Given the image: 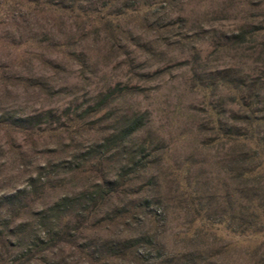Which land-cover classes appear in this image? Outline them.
Here are the masks:
<instances>
[{
  "label": "rangeland",
  "instance_id": "374dc122",
  "mask_svg": "<svg viewBox=\"0 0 264 264\" xmlns=\"http://www.w3.org/2000/svg\"><path fill=\"white\" fill-rule=\"evenodd\" d=\"M59 1L0 0V264H144L106 258L140 233L155 241L146 264H247L264 231L224 229L237 185L213 130L243 112L222 79L264 94V0ZM134 113L144 126L126 146L101 149ZM138 158L147 168L94 203ZM50 222L63 237L41 251Z\"/></svg>",
  "mask_w": 264,
  "mask_h": 264
},
{
  "label": "trees",
  "instance_id": "16d2710c",
  "mask_svg": "<svg viewBox=\"0 0 264 264\" xmlns=\"http://www.w3.org/2000/svg\"><path fill=\"white\" fill-rule=\"evenodd\" d=\"M63 1L64 0L59 1L61 6ZM72 2L76 5L80 4L82 0H72ZM74 3L72 4L73 6H75ZM72 5L70 6L72 8L70 9L71 12L76 8ZM55 8V10H59L61 7L56 6ZM255 34L258 33H256V31H242L237 38L241 42H244L252 39ZM221 86L224 89H228L234 99L237 98L236 104H238L243 111L238 116L229 119L231 122L236 123L235 128L233 125L231 126V124H221L222 122H220L213 130L216 133L215 140L217 144L222 146V148L226 146L229 147L228 150L230 155L232 154L231 159L234 163L232 167L233 178L237 185L236 190L234 189V194L237 195L236 207L229 204L228 207H222L220 209V217H222L221 223L224 229L233 235L254 239V237H257L264 231V131L262 132L260 129L261 126L264 127V94L257 87L251 88L232 79H222ZM245 90L246 93L244 94ZM143 126L144 117L142 114L134 113L132 117H125L116 135L111 139H105L100 145V148L103 149L108 147L110 142L113 144L112 148H116L117 150L120 147H125L127 141ZM141 149L144 152L143 148ZM103 153L104 152H100L99 154ZM102 157V155L99 156L100 159ZM141 157H143V155ZM147 164L148 161H146L145 158L132 160L131 163H128L124 167V171L117 174L115 180L97 185L98 191L93 202H97L96 204L101 203L99 202L100 200L110 199L111 196H113L112 193L117 192L119 188H126L125 182L129 180L127 177L131 174L140 173L147 168ZM129 181L131 182L132 180ZM97 207L96 209L98 210ZM145 207L146 206L143 204L140 209H144ZM54 209L58 210V207ZM93 209L94 207L92 211H90V214H94L96 209ZM115 215L116 216L113 217L117 220H123L125 214L124 212H118V214ZM62 218H64V216ZM47 226L48 227H45L46 230L42 232L47 235H45V238L43 237L44 240L42 244H44V247L40 249L41 251L48 248V243L53 242L55 244L63 237V233L60 231L56 233L53 231L51 222ZM142 244L152 246L155 244L154 238L149 234L140 233L133 238L120 239L116 241V243L113 241V243L111 242L107 246L106 250L108 255H106V258L119 257L123 260L133 258L137 262H141L143 261L142 259L145 258L144 260L147 263V261H149V254L140 250ZM251 245L249 246L251 247V252H249L250 258L247 264H264V239L258 242L253 240V244ZM222 253V249L220 248L216 254L221 255ZM193 255L194 254L173 256L171 254L167 255L165 259H161L160 256H157L159 259L158 264L213 263V261L210 260L214 255H203L205 257H201L200 254ZM215 262L216 261H214V264H218Z\"/></svg>",
  "mask_w": 264,
  "mask_h": 264
}]
</instances>
